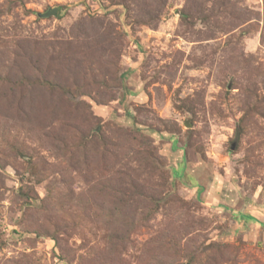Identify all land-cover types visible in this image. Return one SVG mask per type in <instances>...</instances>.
Returning a JSON list of instances; mask_svg holds the SVG:
<instances>
[{
	"label": "rangeland",
	"instance_id": "rangeland-1",
	"mask_svg": "<svg viewBox=\"0 0 264 264\" xmlns=\"http://www.w3.org/2000/svg\"><path fill=\"white\" fill-rule=\"evenodd\" d=\"M0 264H264V0H0Z\"/></svg>",
	"mask_w": 264,
	"mask_h": 264
}]
</instances>
